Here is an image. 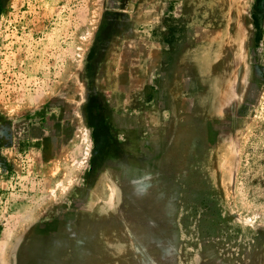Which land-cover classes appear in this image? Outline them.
Masks as SVG:
<instances>
[{"label": "rangeland", "instance_id": "1", "mask_svg": "<svg viewBox=\"0 0 264 264\" xmlns=\"http://www.w3.org/2000/svg\"><path fill=\"white\" fill-rule=\"evenodd\" d=\"M0 264H264V0H0Z\"/></svg>", "mask_w": 264, "mask_h": 264}]
</instances>
